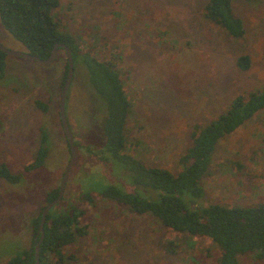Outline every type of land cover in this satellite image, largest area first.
Segmentation results:
<instances>
[{
    "label": "rangeland",
    "instance_id": "374dc122",
    "mask_svg": "<svg viewBox=\"0 0 264 264\" xmlns=\"http://www.w3.org/2000/svg\"><path fill=\"white\" fill-rule=\"evenodd\" d=\"M206 2L59 0L56 9L80 48L111 61L120 71L132 104L126 125L129 155L172 173L180 169L194 126L214 120L234 96L264 89V0H232L243 21L242 39L229 38L205 17ZM0 44L27 52L1 25ZM241 55L251 60L245 72L235 65ZM65 63L63 51L48 66L5 57L0 165L20 179L17 184L0 179V264L30 248L32 218L46 205L47 194L59 188L70 158L59 117ZM35 100L47 105L46 113L36 109ZM65 108L80 147H75L62 199L50 216L71 209L82 212L79 223L85 234L63 249V264H218L219 250L211 241L170 231L152 217L132 214L103 196L109 187L136 191L120 163L96 159L102 156L106 108L78 62ZM43 126L47 157L40 168L25 171L35 159ZM203 182L204 195L190 211L215 204H264V110L218 143ZM238 259V264H264L250 257Z\"/></svg>",
    "mask_w": 264,
    "mask_h": 264
},
{
    "label": "trees",
    "instance_id": "16d2710c",
    "mask_svg": "<svg viewBox=\"0 0 264 264\" xmlns=\"http://www.w3.org/2000/svg\"><path fill=\"white\" fill-rule=\"evenodd\" d=\"M58 7L59 0H0V25L26 48L29 55L47 60L56 44L65 45L71 50L73 62L82 64L87 71L95 94L106 108V120L104 144L100 151L102 156L97 157L88 146L85 149L99 162L112 160L120 163L136 191L130 193L109 187L103 190V196L117 206L127 208L132 214L152 217L170 231L211 241L219 250L218 264H238L239 257H250L255 262L264 261L263 203L250 206L215 204L196 211L189 209L204 195L203 180L209 173L218 143L264 110V89L234 96L229 107L214 120L194 126L190 145L181 155L180 169L176 173L148 166L127 151L126 125L132 115V104L125 92L120 71L111 61L91 56L88 50L78 46L76 39L65 31L58 19ZM204 14L229 38L244 37L243 21L236 15L232 0H207ZM59 51L64 52L62 48H58L57 53ZM6 56L0 52V78L4 77ZM235 65L242 72L249 70L250 57L239 56ZM66 76L67 61L61 88ZM34 105L43 113L48 110L47 105L39 100H35ZM44 127L40 129L41 138L35 159L25 167V171L38 169L44 164L48 153L47 136L42 132ZM74 146L79 145L74 142ZM0 179L17 184L20 176L2 164ZM58 190L56 188L47 194L46 204L57 197ZM138 190L144 191L147 196L142 197L137 193ZM45 206L32 218L33 238L30 248L10 259L7 264H35L34 247L39 239L36 234ZM50 212L44 225L39 264H63V249L85 234L84 226L79 223L83 213L71 209L51 217Z\"/></svg>",
    "mask_w": 264,
    "mask_h": 264
},
{
    "label": "water",
    "instance_id": "95a60500",
    "mask_svg": "<svg viewBox=\"0 0 264 264\" xmlns=\"http://www.w3.org/2000/svg\"><path fill=\"white\" fill-rule=\"evenodd\" d=\"M58 48H62L64 50L65 56H66V61H67V76H66L65 82L63 84L61 94H60V99H59V117H60L61 127H62L63 133H64L65 138H66V142H67L68 147H69L70 158H69V161H68V163L64 169L62 179H61V182L59 185L57 197L53 201H51L50 203L46 204V206L44 207V209L41 213L40 224H39L38 232L36 234V238L39 237V239H38V241L34 247L35 264H39V249H40V245L44 239V225L46 222V217H47L49 211L61 201L62 195L64 192V188H65V184L67 182L71 167H72V165L75 161V157H76L74 139H73L72 132H71V130L68 126V123H67L66 111H65L66 110L65 107H66L67 92L69 90V87H70V84L72 82L73 75H74V62H73L71 50L65 45L56 44L53 47L51 55L49 56V58L47 60H40L37 57L29 55L27 52L21 53V52L10 51V50L4 48L0 44V52L6 54L7 56H13V57L32 60V61L38 62L44 66L50 65L56 59Z\"/></svg>",
    "mask_w": 264,
    "mask_h": 264
}]
</instances>
